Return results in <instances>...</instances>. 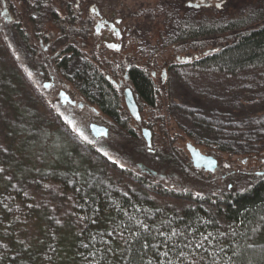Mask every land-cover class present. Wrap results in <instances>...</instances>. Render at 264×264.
<instances>
[{"label":"trees","instance_id":"1","mask_svg":"<svg viewBox=\"0 0 264 264\" xmlns=\"http://www.w3.org/2000/svg\"><path fill=\"white\" fill-rule=\"evenodd\" d=\"M171 27L173 41H205L201 53L169 64L189 96L193 90L192 103L160 112L148 66L132 67L133 89L163 136L144 146L139 140L141 152L152 165L181 167L165 151L177 147L174 123L218 161L227 155L229 164H242L244 155L255 162L256 179L244 189L201 191L110 159L29 81L18 51L34 55L35 48L22 43L18 24L7 23L0 9V264H264V111L225 122L201 106L213 100L200 84L229 80L238 93L264 81V0L237 15L215 9ZM211 41L218 44L207 46ZM70 69L82 73L70 80L85 97L124 118L111 78L94 64L78 61Z\"/></svg>","mask_w":264,"mask_h":264},{"label":"rangeland","instance_id":"2","mask_svg":"<svg viewBox=\"0 0 264 264\" xmlns=\"http://www.w3.org/2000/svg\"><path fill=\"white\" fill-rule=\"evenodd\" d=\"M6 1L9 4L11 12L15 8L16 16H20L27 9L25 0ZM250 1L252 0H105V5L119 11V14L125 19L124 23L131 29L133 43L122 53L123 56L126 53L129 54L128 59H126L127 63L133 62L135 64L147 65L151 68V72L157 73L155 82L159 91V110L163 112L171 103H192L190 96L193 95L191 92L193 90L191 89L189 96V89L182 86L181 81L176 77L168 64L180 62L196 53H201L203 51L201 46L205 42L202 38L173 41V38L170 37L172 36L171 25L173 21L183 19V17L188 19L195 17L196 19L204 15L205 12L206 14H212L215 9L219 12L226 11L237 15L246 8ZM11 4H13L12 7ZM1 8L2 0L0 1ZM3 17L8 22L4 14ZM24 24L30 27L27 19H24ZM217 44V42L211 41L207 43V46L212 47ZM156 50L157 52H155ZM19 51L18 53L26 61V69L31 75L29 81L48 94L51 92L57 93L63 89L65 90L64 94H70L77 100V103H82V106H72L68 102H62L60 94L55 98V101L51 99L52 102H55V106L59 108V113L76 133L110 156V159L116 160L121 165H131L143 172L139 164H146L156 170V180L170 186H183L201 191H216L228 186L244 189L256 179L259 167H253L257 164L255 165V162L252 160H246V156L244 155L242 158L245 161L242 164L233 163V165L227 162L228 160L231 162V159H228V156L225 155L224 158L227 161H218V167L214 171L195 167L190 152L187 149L189 142L194 143L196 147L208 154H212V151L207 150V147L204 145L198 144L193 137L184 132L183 128L179 130V125H175L174 123H172V126H176V128H171V133L174 132L177 135L175 138L177 147L165 151L167 153H174L178 164L181 166L179 167L180 169L173 168L171 165H166L165 163L158 164L159 166L152 165L148 157L141 152V147L147 145L148 141H160L163 136L159 128L154 126L151 120H149V108L143 101L137 98L139 105L138 114L141 116L140 124L136 125L132 119H129L130 128L136 130L139 136L138 140L132 142L129 139L131 137L128 135L127 129H123L117 123L111 121L98 107L90 106L71 80L60 77L54 81L50 78H41L38 74L37 77L32 75L31 70L36 69L38 66L37 59L31 53H26L24 49ZM165 66H168L166 74L164 72ZM164 74L165 78H163ZM116 78L118 81L123 80L122 74L116 76ZM163 79L165 80L164 82ZM258 80H255V86H244L245 89H240L238 93L230 89L233 83L229 80L225 82L226 84L222 83L219 86H217L218 84H212L213 87L210 85L208 88L203 86L204 80H202L200 82V84L202 83L201 90H208V93L212 95L210 99L213 102L210 103V107L206 102H203L201 106L214 108L217 116L221 120H226L225 122H228L229 119H242V117L250 116L260 110L264 111V84H261L264 81ZM46 82H49L48 88L45 86ZM206 83L212 82L206 80ZM213 88H216L217 90L214 91L218 93H215ZM123 89L120 92L123 107L127 109ZM91 122L106 124L111 129L110 136L96 137L90 126ZM175 130L178 131L175 132ZM146 132L147 137L145 136ZM167 134V130H164V135ZM139 140L143 141L141 147L138 144ZM229 157L231 158V156ZM188 160L191 161L192 165H188Z\"/></svg>","mask_w":264,"mask_h":264},{"label":"flooded vegetation","instance_id":"3","mask_svg":"<svg viewBox=\"0 0 264 264\" xmlns=\"http://www.w3.org/2000/svg\"><path fill=\"white\" fill-rule=\"evenodd\" d=\"M25 1L27 9L23 11V16H16L15 8L11 12L6 0H2L1 14L6 16L7 23L10 25L18 24V32L22 37V43L35 48L33 52L34 58L38 61V66L36 69L31 70L32 75L37 77L38 74L41 78H50L54 81L60 77L70 80L82 76V73L70 69L78 61L89 65L94 64L96 69L105 73L116 83L119 90L125 87L123 89L124 100L128 110L125 109L124 118L119 120L105 113L77 88L78 91L90 106L98 107L111 121L117 123L121 128L127 129L128 135L131 137L129 139L132 142L138 140V133L130 128L129 119H132L136 125L140 124L141 116L138 114L139 105L137 101L140 98L130 82L129 71L132 67L140 64L127 63L126 59H128L129 54L122 55L133 43L131 29L124 23V17L115 8L106 6L105 0ZM42 4L46 5L41 6ZM12 6L13 4H11ZM24 18L27 19L30 27L24 24ZM178 63L180 62L175 64ZM168 66L170 67L169 64ZM168 66L164 68L165 74ZM148 68L150 77L156 84L157 73L151 72L149 66ZM121 74L123 80L118 81L116 76ZM165 74L163 78H165ZM45 86L48 88L49 82H46ZM64 91L61 89L57 93L46 94L53 101L60 94L62 102H68L72 106L83 105L77 103L72 95L64 94ZM53 104L55 106V102ZM55 107L59 110L57 106ZM90 126L96 137H109L111 134V129L106 124L91 122ZM145 136H148L147 132ZM139 166L143 173L156 176V170L148 165L140 163Z\"/></svg>","mask_w":264,"mask_h":264},{"label":"water","instance_id":"4","mask_svg":"<svg viewBox=\"0 0 264 264\" xmlns=\"http://www.w3.org/2000/svg\"><path fill=\"white\" fill-rule=\"evenodd\" d=\"M193 165L197 168H204L207 171H214L218 167V159L212 155L204 153L200 148L193 144L187 146Z\"/></svg>","mask_w":264,"mask_h":264}]
</instances>
